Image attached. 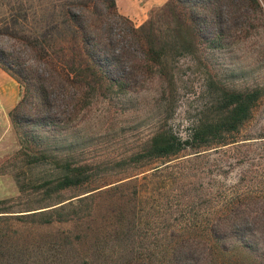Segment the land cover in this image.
<instances>
[{
  "label": "rangeland",
  "instance_id": "374dc122",
  "mask_svg": "<svg viewBox=\"0 0 264 264\" xmlns=\"http://www.w3.org/2000/svg\"><path fill=\"white\" fill-rule=\"evenodd\" d=\"M7 1L0 0V20L8 16ZM102 1L32 0L38 15L31 26L65 34L68 5L80 10ZM6 26L0 22L3 47ZM230 35L220 48L206 45L198 59H178L177 90L167 109L147 87L92 100L75 114L62 105L43 114L25 104L28 121H12L0 140V264H123L134 253H162L172 239L198 237L200 223L235 200L244 204L230 213L236 228L261 248L263 235L252 228L264 217V7L258 21ZM211 78L215 85L261 91L235 141L137 162V149L162 117L175 133L188 135L216 94ZM77 165L83 182L60 188ZM48 217L62 220L44 222Z\"/></svg>",
  "mask_w": 264,
  "mask_h": 264
},
{
  "label": "trees",
  "instance_id": "16d2710c",
  "mask_svg": "<svg viewBox=\"0 0 264 264\" xmlns=\"http://www.w3.org/2000/svg\"><path fill=\"white\" fill-rule=\"evenodd\" d=\"M6 5L8 16L0 22L9 25V30H1L6 42L0 45V66L20 85V99L10 113L18 126L28 121L25 104L43 114L55 104L75 114L92 100L130 95L146 87L154 88L155 103L167 109L177 90L178 59H198L206 45L220 48L236 26L243 30L262 17L264 0H167L151 9L138 26L117 11L115 0L89 2L80 10L71 4L64 12L67 31L58 35L32 28L38 15L32 0H8ZM18 25L24 28L15 32ZM209 85L216 94L188 135L175 133L162 117L137 149V162L174 155L185 148L197 150L235 141V132L250 116L261 91L221 82L215 85L212 78ZM69 172L62 176L60 188L85 179L81 166ZM138 180L134 177L132 182ZM235 201L224 205L215 218L202 221L198 237L172 239L162 253H134L123 264H264V217L253 222L254 232L263 235V245L257 249L230 216L244 206ZM259 208L264 216V200ZM55 220L62 219L48 217L44 222ZM194 246L195 255L191 253Z\"/></svg>",
  "mask_w": 264,
  "mask_h": 264
},
{
  "label": "crops",
  "instance_id": "0c3cea01",
  "mask_svg": "<svg viewBox=\"0 0 264 264\" xmlns=\"http://www.w3.org/2000/svg\"><path fill=\"white\" fill-rule=\"evenodd\" d=\"M167 0H115L117 11L139 25L147 18V13ZM18 81L0 66V140L12 129L10 113L20 98Z\"/></svg>",
  "mask_w": 264,
  "mask_h": 264
}]
</instances>
